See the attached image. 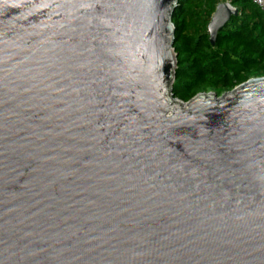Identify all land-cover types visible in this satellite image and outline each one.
Wrapping results in <instances>:
<instances>
[{"label": "water", "instance_id": "obj_1", "mask_svg": "<svg viewBox=\"0 0 264 264\" xmlns=\"http://www.w3.org/2000/svg\"><path fill=\"white\" fill-rule=\"evenodd\" d=\"M176 1L0 0V264H264V77L174 98Z\"/></svg>", "mask_w": 264, "mask_h": 264}, {"label": "trees", "instance_id": "obj_2", "mask_svg": "<svg viewBox=\"0 0 264 264\" xmlns=\"http://www.w3.org/2000/svg\"><path fill=\"white\" fill-rule=\"evenodd\" d=\"M224 0H177L170 14L176 69L172 96L186 102L198 93L216 96L264 77V15L252 0H231L237 16L217 33L214 45L206 26Z\"/></svg>", "mask_w": 264, "mask_h": 264}, {"label": "built area", "instance_id": "obj_3", "mask_svg": "<svg viewBox=\"0 0 264 264\" xmlns=\"http://www.w3.org/2000/svg\"><path fill=\"white\" fill-rule=\"evenodd\" d=\"M230 1L231 0H224L223 2H227L230 4ZM252 2L264 15V0H252Z\"/></svg>", "mask_w": 264, "mask_h": 264}]
</instances>
